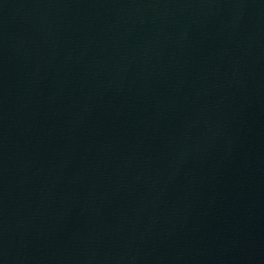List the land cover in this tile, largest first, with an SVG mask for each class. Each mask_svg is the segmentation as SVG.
<instances>
[{"label":"water","instance_id":"obj_1","mask_svg":"<svg viewBox=\"0 0 264 264\" xmlns=\"http://www.w3.org/2000/svg\"><path fill=\"white\" fill-rule=\"evenodd\" d=\"M0 264H264V0H21Z\"/></svg>","mask_w":264,"mask_h":264}]
</instances>
